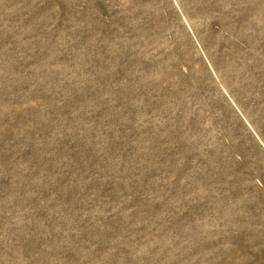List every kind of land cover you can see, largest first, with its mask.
I'll use <instances>...</instances> for the list:
<instances>
[{
  "label": "rangeland",
  "instance_id": "rangeland-1",
  "mask_svg": "<svg viewBox=\"0 0 264 264\" xmlns=\"http://www.w3.org/2000/svg\"><path fill=\"white\" fill-rule=\"evenodd\" d=\"M0 264H264V0H0Z\"/></svg>",
  "mask_w": 264,
  "mask_h": 264
}]
</instances>
